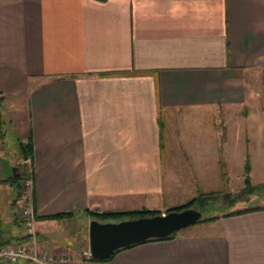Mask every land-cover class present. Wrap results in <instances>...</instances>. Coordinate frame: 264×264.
I'll return each mask as SVG.
<instances>
[{"label": "crops", "instance_id": "crops-1", "mask_svg": "<svg viewBox=\"0 0 264 264\" xmlns=\"http://www.w3.org/2000/svg\"><path fill=\"white\" fill-rule=\"evenodd\" d=\"M260 96L264 106V0H0V101L15 118L24 109L33 245L51 264H264V210L197 222L106 262L89 260L88 240L75 251L45 236L79 215L175 208L165 182L179 183L173 164L196 147L173 141L178 111L247 124V146L240 129L234 142L204 144L195 174L217 176L220 161L223 178L242 181L247 161L251 186L264 181L254 169L264 168V128L244 120ZM55 215L67 217L42 220ZM19 227L0 230V248L26 241Z\"/></svg>", "mask_w": 264, "mask_h": 264}, {"label": "rangeland", "instance_id": "rangeland-1", "mask_svg": "<svg viewBox=\"0 0 264 264\" xmlns=\"http://www.w3.org/2000/svg\"><path fill=\"white\" fill-rule=\"evenodd\" d=\"M23 112L24 109L21 107L19 112L21 117L15 118L13 116L14 112L11 111L9 104L0 101V158L5 160L10 167H15L20 163L17 144L25 140L26 117ZM213 113L214 114H208L207 112L198 113L196 114L197 117L181 111L174 113L171 119L173 131L175 133V135L172 136L173 141L179 146L195 145V148L187 147L185 152L190 153L191 157L208 153V148L203 146L206 143L215 146L217 143L224 144L226 142H234L236 137L234 134L235 129H240L241 131V139H239L238 142H242L246 146L249 143V135L246 134L247 124L243 123L245 121H242V125L239 124L241 121L238 114L235 118H232L231 123L226 126L224 125V121L220 120L219 115L214 111ZM246 118L250 121L249 126H260L264 128V106L261 96L258 103H253V105L250 106V110L248 108L247 117L244 116V120ZM207 131H211V134L206 135ZM169 140V136L165 130L163 140L165 146L168 145ZM173 141L171 142L173 143ZM168 153V151L164 152V168L166 170L170 167L167 160ZM180 153L182 154L184 152L180 151ZM209 153L213 154V151L211 150ZM191 157L185 161L184 159H181V161L178 159L174 162L173 165L177 166L179 170L177 177L179 183L165 182L164 187L166 191L172 192V196L166 198L164 201L165 207H178L185 204L192 197H196L203 193L208 196H216V200L207 203L205 208H197V211L200 213V219H206L212 216H219L231 210L264 204V181H262L260 175L253 176L251 183L254 187L263 186L262 190L240 193L243 189V180L241 181L239 179L238 172L236 178L235 176L223 178L224 174L227 173V169L218 161L216 168H214L218 171V175L216 176L213 174V177L210 178L209 176L206 178V181H204L205 178L203 180L202 177L194 173L195 167L196 169L198 168L193 164V158ZM184 162L186 164H184ZM205 167L203 169H206ZM254 169L258 170V174L261 173L262 169L264 170L262 166ZM182 171H189L192 176L190 175L191 177L187 178L184 174H181ZM193 175L195 177H193ZM3 179L0 168V181ZM262 182L263 185L259 184ZM224 194H230V196L236 197L235 204L229 206L228 203L218 198V196L220 197ZM15 220L19 222L20 227L18 231H22L16 187L0 185V230H4L5 226H11ZM90 221H92L91 218L79 215L73 220L58 223L59 226H55L52 230L50 229L46 232L45 236L48 239L49 246H52L53 243H59L62 244L61 247L67 248V250L80 251L84 245V241L87 240V230ZM34 226H36L35 223Z\"/></svg>", "mask_w": 264, "mask_h": 264}, {"label": "water", "instance_id": "water-1", "mask_svg": "<svg viewBox=\"0 0 264 264\" xmlns=\"http://www.w3.org/2000/svg\"><path fill=\"white\" fill-rule=\"evenodd\" d=\"M0 168L5 179L11 178L12 168L0 158ZM200 213L194 209L171 211L147 218L125 220L116 223L88 224L87 240L89 257L104 260L115 251L142 243L149 239H161L196 224Z\"/></svg>", "mask_w": 264, "mask_h": 264}, {"label": "trees", "instance_id": "trees-1", "mask_svg": "<svg viewBox=\"0 0 264 264\" xmlns=\"http://www.w3.org/2000/svg\"><path fill=\"white\" fill-rule=\"evenodd\" d=\"M31 152H32L31 141L27 140L25 143H19L18 144V155L20 157L21 163L18 164L14 168V170H15L14 176H12L9 179H3L1 181V183L16 187L17 201L19 200L20 195H21L23 182L25 180L31 178V168H30ZM25 160L29 161V165H26L23 163V161H25ZM262 189H263V186L252 187L250 185L249 166H248L247 161H246L244 164V167H243V189L241 190L240 193L254 192L256 190L260 191ZM215 198H216V196H212V195H209V196L208 195H199V196L192 198L191 200L186 202L184 205H181V206H178L175 208H171V209H167L165 211V214L168 212H171V211H181L184 209H194V210H197V208L203 209V208H205L207 203L215 201L216 200ZM218 198H221L223 201L228 203L229 206H232L233 204H235V200H236V197L230 196V194H224L220 197L218 196ZM255 210H264V207H254V206L253 207H247L245 209L229 211L227 213H223V214H221V216L239 215L242 213L255 211ZM155 215H160V214L158 212H155V211L141 210L138 212H129V213H100V214H94L93 213V214H89L88 216L92 220H95L99 223H107V222L116 223V222H121V221H125V220H133V219H138V218L152 217ZM221 216L219 215V216L208 217L206 219H200L198 222L213 221V220H216L217 218H219ZM64 217H67V216L66 215H55V216L42 218V220H55V219H60V218H64ZM175 234L176 233H173L170 236L165 237V238H161V239H149V240H146L142 243L150 242V241L169 240V239H172L175 236ZM22 239H24V238L22 237ZM138 244H140V243H138ZM135 245H137V244H135ZM135 245H131V246L126 247V248H130V247L135 246ZM123 249H125V248H123ZM120 250H122V249L115 251L111 256H109L108 258H106L104 260H93L91 258H89V260L90 261H96V262H106V261L110 260L112 258V256ZM2 264H5V263H2Z\"/></svg>", "mask_w": 264, "mask_h": 264}, {"label": "built area", "instance_id": "built-area-1", "mask_svg": "<svg viewBox=\"0 0 264 264\" xmlns=\"http://www.w3.org/2000/svg\"><path fill=\"white\" fill-rule=\"evenodd\" d=\"M24 164H29L28 160L23 161ZM31 192L32 183L27 179L22 184L19 203V218L22 228V236L26 241L14 246H3L0 248V262L5 264H14L22 261L26 264H51L52 257L46 253L38 251L33 240L34 231V216L31 208Z\"/></svg>", "mask_w": 264, "mask_h": 264}, {"label": "flooded vegetation", "instance_id": "flooded-vegetation-1", "mask_svg": "<svg viewBox=\"0 0 264 264\" xmlns=\"http://www.w3.org/2000/svg\"><path fill=\"white\" fill-rule=\"evenodd\" d=\"M11 177L15 175V170L12 169Z\"/></svg>", "mask_w": 264, "mask_h": 264}]
</instances>
